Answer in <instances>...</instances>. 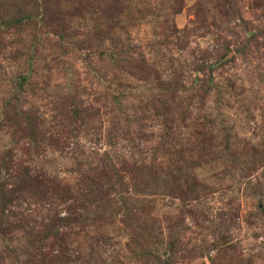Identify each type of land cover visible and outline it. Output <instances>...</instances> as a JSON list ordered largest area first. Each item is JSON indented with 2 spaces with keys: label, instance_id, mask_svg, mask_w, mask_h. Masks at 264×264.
I'll return each mask as SVG.
<instances>
[{
  "label": "rangeland",
  "instance_id": "374dc122",
  "mask_svg": "<svg viewBox=\"0 0 264 264\" xmlns=\"http://www.w3.org/2000/svg\"><path fill=\"white\" fill-rule=\"evenodd\" d=\"M51 1L48 8L62 9L61 0ZM103 1L72 0L71 11L55 13V24L36 26L41 41L33 64L26 53L30 28H0V161L6 158L13 175L43 171L74 187L103 167L112 175L140 161L158 171L194 161L183 171L196 176L194 190L179 182L173 196H146L155 226L171 221L178 238L175 254L161 255L159 264H264V162L258 153L249 165L232 167L224 143L239 157L251 146L264 150V0H118L115 28L97 39L95 28H106L112 16ZM22 2L38 11L39 1ZM110 34L122 44L115 61L106 52ZM24 73L30 85L15 109L43 116L35 135L11 117L14 108L4 109ZM70 94L85 109L80 118L59 115ZM203 142L208 155L193 150L188 157ZM15 181L9 175L0 184ZM128 185L138 196L141 186ZM20 196L3 205L0 264H143L131 240L145 214L127 218L111 205L100 220L69 226L56 219L70 209L85 215L78 194L45 200L29 188ZM89 199L92 206L98 201ZM50 219L59 237L69 233L62 249L55 236L42 240ZM158 231L165 236L167 228Z\"/></svg>",
  "mask_w": 264,
  "mask_h": 264
},
{
  "label": "trees",
  "instance_id": "16d2710c",
  "mask_svg": "<svg viewBox=\"0 0 264 264\" xmlns=\"http://www.w3.org/2000/svg\"><path fill=\"white\" fill-rule=\"evenodd\" d=\"M22 1L23 0H0V28L7 27L16 30L19 29L21 32L28 27L30 28V41L29 43H26V53L29 54V57L27 58V64L30 62L33 64L34 59L31 60V58H33L34 54L38 50L37 44L41 41V34L36 32V26L41 28V26L55 24V13L60 11H71L70 4L72 0H61L60 7L62 9L60 10H57V7L55 6L48 8L51 6V4H54V2L51 0H35V3H38V1L40 2V5H37L38 8L35 6V8L38 10L35 13H32L34 9H26L25 3ZM58 1L60 3V0ZM82 1L84 2L87 0H81V2ZM102 3L105 5V10H108L109 12H107L112 14V16H107L105 19L107 24L106 28L105 26L96 22L99 24V28H95L97 29L95 32V37L97 39L100 38L99 36L103 32L109 34L111 33V29L115 28L116 24L114 20L112 21V18L114 15L116 16V14H114L112 10L118 12L116 5H120V1L118 0H104ZM81 9L82 7H80V10ZM65 18L66 16H64L62 20L68 24L69 19L65 21ZM32 25H35L34 29L32 28ZM64 29L65 25L62 27L63 31ZM257 33L258 32L253 34L249 33L248 36L250 38H247L246 40H253ZM63 34L64 33L62 32L59 34V36L62 37ZM107 37L112 41L106 50L108 57L113 61L118 60L119 52L116 48L122 44L119 45V40L117 41V39L111 34ZM225 47H222L223 51ZM223 51L219 54L220 57L224 55ZM213 65L214 63L209 66ZM201 68L203 67H200V69ZM30 79V75H27L26 73L20 74L17 77V80L14 82V86L12 87L13 95L8 100V103L4 104V109L7 111L11 108H14L12 110L11 117L17 122L18 125L21 126L23 131L27 130L31 135H35L38 130L41 129V118H43V116L41 114L38 115L34 110H22L20 108L19 111L16 112L15 109L18 106V101L21 96L20 94L26 90L28 85H30ZM193 81L195 82V79H193ZM203 85L204 83L202 82L199 85V88H201ZM172 90H175L174 86H172ZM207 90L208 89L205 88L203 93H206ZM73 98L74 97L72 94L68 95L66 98L68 99V102L62 103L61 105L59 115H61L63 119H68L70 117L80 118L82 110H85L84 108H81ZM162 117L166 122H168L166 119L167 116L165 114L162 115ZM138 119L142 121V118L138 117ZM113 132H117L116 127H114ZM114 133H112V131L108 133V144H113V139L111 140V137L115 136ZM171 133V130L168 128L164 131L162 137L165 139L167 136H170ZM224 143L226 149L230 150L228 155L230 157L229 161L232 167L241 166L244 165V163L249 165L252 161L251 156L257 155L258 153H260V163L264 162V150L260 151L259 148H254V146H251L249 150H242L241 156L239 157V155L235 152L237 151L235 148L231 149L230 145L228 146L227 141ZM161 148L162 146L159 144L157 149L159 150ZM193 150H196V152L199 154L201 153L203 156H206L208 155L211 148L208 147L207 143L205 142L202 144L196 143L195 149L188 150V157L191 158ZM5 160L6 158H3L0 161V179L4 180L9 175H11L16 176V181L14 182V186L10 188L7 187L4 182L0 184V223L5 216L3 205L11 202V198L17 200L19 198L23 199V196H20L21 192L23 195L25 191L26 193L28 192L29 188H32L36 192H40L45 197V200H47L46 198L49 197L61 200L63 196L67 199H75L76 194H78L76 199L82 200L86 203L82 208L85 210V215L82 214V216L81 213L70 209L66 216L59 217L56 220H59V222H63L64 224H72L69 226H77L79 223L85 222H88L89 224L104 217L108 207L112 208V206L117 209V211L113 210V213H118L121 211L127 216V218L132 217L136 213H142L146 215V218L144 220H140V222H137V228H134L136 231L135 237L131 240V242L133 244L132 250L136 251L135 253L138 254V257L142 260L143 264H159L162 260L161 255H166L169 260L171 259L170 257L175 254L174 250L176 249V243H178V238H176L177 233L174 234V231L171 227V221H163L162 223H159L157 226H155V220L150 217L152 216V211H149L151 207L146 196L159 192H162L165 195L173 196L176 193L175 190L177 189L179 182L185 185L186 190H194L196 176L191 174V177H188V173H183L184 169H193V166L195 165L194 161H192V166H190L191 164L185 162V166H183L184 168L174 167L171 171L170 169H161L158 171L152 164L148 165L145 164L147 162L140 161L138 163L139 165L136 163L134 164L133 170L131 168L124 167L125 169L122 168V172L118 171L112 175L110 173L108 174L109 171L107 170V167H103V169L97 171L93 177L90 176L88 179L83 181L80 186L74 187L69 185H61L57 178L43 171L30 172L29 170H25V173L23 174L18 173L17 175H13L9 170L10 165L6 163ZM112 166L114 167L113 171H117L115 166ZM137 178L138 183H136ZM139 179H142V182L139 183ZM129 182H131L132 185H136L137 188L138 186H141L138 189H134L135 191L137 190L139 192L138 196H133L127 190H125V188L129 186ZM5 188L9 190L6 191L7 194L4 191ZM92 195L94 198H97L96 200H98L93 206L91 205V201L89 199V197ZM179 195V197L184 198L181 194ZM112 201L113 204L110 203ZM52 220L53 219H50L51 223H44L45 228L43 229L44 232L41 236L42 240L44 241L51 236H55L57 239L55 243H57V246L62 249V244L60 242H66L65 238H67L69 233H64L63 237H59L58 230L52 231V225H54ZM163 226L167 228V232L164 233L165 236H163L162 232L158 231V229L162 228ZM127 246L129 249V245ZM27 254L30 257L33 253L28 252Z\"/></svg>",
  "mask_w": 264,
  "mask_h": 264
}]
</instances>
